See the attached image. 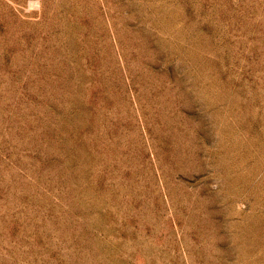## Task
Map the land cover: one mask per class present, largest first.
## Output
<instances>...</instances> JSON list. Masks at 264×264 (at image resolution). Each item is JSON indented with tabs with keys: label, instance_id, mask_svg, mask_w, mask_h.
I'll return each mask as SVG.
<instances>
[{
	"label": "rangeland",
	"instance_id": "rangeland-1",
	"mask_svg": "<svg viewBox=\"0 0 264 264\" xmlns=\"http://www.w3.org/2000/svg\"><path fill=\"white\" fill-rule=\"evenodd\" d=\"M0 264H264V0H0Z\"/></svg>",
	"mask_w": 264,
	"mask_h": 264
}]
</instances>
